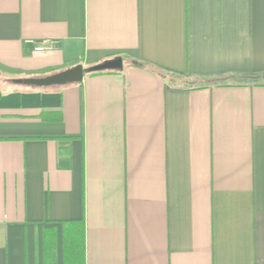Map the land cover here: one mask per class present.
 <instances>
[{"label": "crops", "instance_id": "obj_1", "mask_svg": "<svg viewBox=\"0 0 264 264\" xmlns=\"http://www.w3.org/2000/svg\"><path fill=\"white\" fill-rule=\"evenodd\" d=\"M75 249L264 264V0H0V264Z\"/></svg>", "mask_w": 264, "mask_h": 264}, {"label": "water", "instance_id": "obj_2", "mask_svg": "<svg viewBox=\"0 0 264 264\" xmlns=\"http://www.w3.org/2000/svg\"><path fill=\"white\" fill-rule=\"evenodd\" d=\"M124 62L122 58H116L98 65H94L88 69L84 68L82 64H77L73 67L67 68L42 77H25L14 79L13 82L19 85L33 86V87H52L61 86L72 83H80L83 81L86 73L102 72V71H116L122 70Z\"/></svg>", "mask_w": 264, "mask_h": 264}, {"label": "built area", "instance_id": "obj_3", "mask_svg": "<svg viewBox=\"0 0 264 264\" xmlns=\"http://www.w3.org/2000/svg\"><path fill=\"white\" fill-rule=\"evenodd\" d=\"M50 48H51L50 42L49 41H45L43 43L38 44L37 47H36V50L44 51V50H48Z\"/></svg>", "mask_w": 264, "mask_h": 264}, {"label": "trees", "instance_id": "obj_4", "mask_svg": "<svg viewBox=\"0 0 264 264\" xmlns=\"http://www.w3.org/2000/svg\"><path fill=\"white\" fill-rule=\"evenodd\" d=\"M105 72H106V71H105ZM80 254H81L80 250H78V249H75V250H74L75 260H76V262H78V264H79V263H82V262L80 261V260H82Z\"/></svg>", "mask_w": 264, "mask_h": 264}]
</instances>
